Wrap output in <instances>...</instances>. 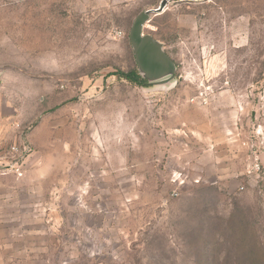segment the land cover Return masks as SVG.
I'll return each mask as SVG.
<instances>
[{
    "label": "rangeland",
    "instance_id": "obj_1",
    "mask_svg": "<svg viewBox=\"0 0 264 264\" xmlns=\"http://www.w3.org/2000/svg\"><path fill=\"white\" fill-rule=\"evenodd\" d=\"M160 2L0 0L32 149L0 169V264H264V185L207 181L202 136L238 126L264 157V0H169L144 33L174 80L131 82L129 30Z\"/></svg>",
    "mask_w": 264,
    "mask_h": 264
},
{
    "label": "crops",
    "instance_id": "obj_2",
    "mask_svg": "<svg viewBox=\"0 0 264 264\" xmlns=\"http://www.w3.org/2000/svg\"><path fill=\"white\" fill-rule=\"evenodd\" d=\"M1 89L0 146L20 141L28 142L29 136L24 130L23 116L18 107L10 103ZM202 136L207 146L204 157H212V160L204 162L207 181L212 180L213 184L217 183L230 188L234 187L238 181L254 176V174L247 173L253 154L251 149L243 145V134L238 126L231 125L213 132L206 131ZM260 161L264 164L263 155Z\"/></svg>",
    "mask_w": 264,
    "mask_h": 264
},
{
    "label": "water",
    "instance_id": "obj_3",
    "mask_svg": "<svg viewBox=\"0 0 264 264\" xmlns=\"http://www.w3.org/2000/svg\"><path fill=\"white\" fill-rule=\"evenodd\" d=\"M169 0H161L153 10L140 12L129 30V42L133 50L138 74L150 84L162 85L174 80L176 63L164 50L163 43L149 33H144V25L151 12L161 13Z\"/></svg>",
    "mask_w": 264,
    "mask_h": 264
},
{
    "label": "built area",
    "instance_id": "obj_4",
    "mask_svg": "<svg viewBox=\"0 0 264 264\" xmlns=\"http://www.w3.org/2000/svg\"><path fill=\"white\" fill-rule=\"evenodd\" d=\"M245 144L246 142H243V145ZM31 151V146L27 141L0 146V169L21 174V170L24 168ZM252 154L253 157L247 173L254 174L255 181L264 185V164L260 161L256 152L253 151ZM240 188L242 189V186Z\"/></svg>",
    "mask_w": 264,
    "mask_h": 264
},
{
    "label": "trees",
    "instance_id": "obj_5",
    "mask_svg": "<svg viewBox=\"0 0 264 264\" xmlns=\"http://www.w3.org/2000/svg\"><path fill=\"white\" fill-rule=\"evenodd\" d=\"M124 78H126L127 80L131 81V82H135V83H140L142 81H145L144 79H141L137 70H131L127 73H123L121 74Z\"/></svg>",
    "mask_w": 264,
    "mask_h": 264
}]
</instances>
